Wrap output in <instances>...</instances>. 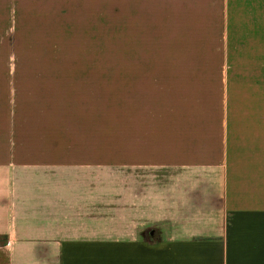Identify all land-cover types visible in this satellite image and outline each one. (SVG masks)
<instances>
[{
	"label": "crops",
	"instance_id": "crops-1",
	"mask_svg": "<svg viewBox=\"0 0 264 264\" xmlns=\"http://www.w3.org/2000/svg\"><path fill=\"white\" fill-rule=\"evenodd\" d=\"M97 1L137 79L120 162L4 126L0 264H264V0Z\"/></svg>",
	"mask_w": 264,
	"mask_h": 264
},
{
	"label": "rangeland",
	"instance_id": "rangeland-1",
	"mask_svg": "<svg viewBox=\"0 0 264 264\" xmlns=\"http://www.w3.org/2000/svg\"><path fill=\"white\" fill-rule=\"evenodd\" d=\"M100 6L0 0V133L7 125L27 133L34 121H63L66 145L79 147L73 136L91 134L98 163L119 164L122 121L136 118L137 79L121 76L119 14ZM6 112L15 121H5Z\"/></svg>",
	"mask_w": 264,
	"mask_h": 264
}]
</instances>
